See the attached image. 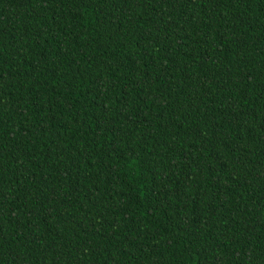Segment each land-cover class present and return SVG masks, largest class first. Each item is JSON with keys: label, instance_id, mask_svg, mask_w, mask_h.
<instances>
[{"label": "trees", "instance_id": "trees-1", "mask_svg": "<svg viewBox=\"0 0 264 264\" xmlns=\"http://www.w3.org/2000/svg\"><path fill=\"white\" fill-rule=\"evenodd\" d=\"M0 264H264V0H0Z\"/></svg>", "mask_w": 264, "mask_h": 264}]
</instances>
